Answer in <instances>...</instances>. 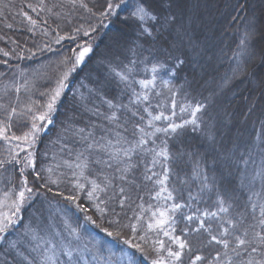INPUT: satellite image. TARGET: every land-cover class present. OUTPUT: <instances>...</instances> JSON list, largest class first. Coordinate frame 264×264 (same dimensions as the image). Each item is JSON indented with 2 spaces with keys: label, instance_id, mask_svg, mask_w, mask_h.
<instances>
[{
  "label": "trees",
  "instance_id": "16d2710c",
  "mask_svg": "<svg viewBox=\"0 0 264 264\" xmlns=\"http://www.w3.org/2000/svg\"><path fill=\"white\" fill-rule=\"evenodd\" d=\"M140 2L0 0V129L9 138L0 139V216L13 221L0 243V264H168L167 249L176 245L160 228L148 227L161 211L171 218L164 230L193 249L176 264H188L195 254L207 258L198 264H213L218 252L219 264H239L231 251L234 237L245 231L246 239L264 235L258 222L264 182L257 175L264 169V0H144L157 20L142 23L134 18ZM110 3L117 7L106 15ZM85 47L91 52L69 72ZM153 65L159 67L155 86L142 88L138 82L152 80ZM65 72L52 123L36 120L41 131L26 143L33 117L45 111ZM117 72H130L129 83ZM133 90L148 100L135 103ZM197 104L203 106L199 126L189 123L178 137L167 138L175 157L167 181L174 199L166 192L157 196L162 169L152 165L149 149L159 150L165 137H145L149 142L128 160L123 153L139 138L133 125L154 132L145 108L171 117L154 121L156 127L183 124ZM13 108L17 115L9 120ZM128 109L139 110L144 120L130 118ZM113 112L119 121L107 119ZM148 168L157 176L148 179ZM92 181L99 189L93 191ZM20 191L25 201L15 211ZM219 194L231 205L226 213L218 210ZM174 203L183 207L171 211ZM196 217L227 240L228 249L212 242L208 231H194ZM251 255L258 259L259 251Z\"/></svg>",
  "mask_w": 264,
  "mask_h": 264
},
{
  "label": "snow or ice",
  "instance_id": "6c2138e0",
  "mask_svg": "<svg viewBox=\"0 0 264 264\" xmlns=\"http://www.w3.org/2000/svg\"><path fill=\"white\" fill-rule=\"evenodd\" d=\"M117 7V5L114 4H108L107 5V13H105L106 15L112 14L113 9ZM134 18L139 21V22H145L147 20H157V15L154 13V11L148 7V5L146 3H144V0H141L140 4H138L136 6L135 9V13H134ZM151 33H149L150 35ZM253 34L249 33L246 35L245 39H248L249 37H252ZM243 43V41H242ZM91 52V49L88 47L83 48L78 55L75 56V60H74V64L73 66L70 68L69 72L71 71H75V65H80L84 62L85 57ZM181 64L183 63V61H179ZM151 71L153 73V78L150 81H146V80H140L138 83L140 84V86L142 88L147 89L150 85L151 86H155V74L159 71V67L157 65H153L151 68ZM69 72H65L63 77L57 81V85L55 90L51 93L47 104H46V109L45 111L40 114L39 116H34L33 117V122H32V132L26 134L23 139L25 140L26 143L32 142L34 143L35 141V136L41 131V128L37 125V123L35 122L36 120H39L41 123H52L51 118H50V114L54 112L55 110V105L58 101V99L60 98L64 88L66 87V81L68 79L69 76ZM130 72L125 74L122 72H117L116 75L119 76V78L124 81L125 83H129V76H130ZM164 84L167 86L168 81H164ZM18 91V89H17ZM133 94L137 96V99L135 101V103L139 104L141 99L144 101L148 100V95L144 94L143 96H140V94H136L135 91L133 90ZM108 105L110 108H115L116 105L112 104L111 101L108 102ZM2 107V106H0ZM176 105L175 102H172V108L175 109ZM182 111L186 110V109H181ZM203 110V106L202 105H195L192 108L191 111V116L192 119L190 121H184L183 124H178L175 122H169L166 126L164 127H156L154 125V121H161L163 120H167V121H171V117L170 116H165L163 112H160L159 115H153V113L151 111H148L147 108L144 109L145 112H147L148 116L151 117V120L148 121V127L149 128H154V132L149 133L145 130L144 127H141L139 124H134L133 125V136H136L137 133H139V138L135 141L134 146L133 147H128L125 151H124V156L128 159L131 160L132 155L134 153H136L137 149H142L143 146L145 144H147L149 141L147 139H145V137H149L151 138L152 136H155L156 133H162L163 136L165 137V139L161 140V146L159 147V150H157V148L153 147L151 149H149V151H151L153 153V158H152V165L155 166L157 163L160 164L162 172L160 173V176H162V178H158L156 180V183L161 185L160 190L157 192V196H159L162 192H166L167 193V199L172 200L174 199L173 197V193L172 191H169L168 186H167V181L169 179V173L171 172V168L169 167V163L171 161H173L175 159V157H173V155L169 152L168 149V139L170 137H178L182 130L184 129L185 125L187 124H191L193 126V128L195 129V127H198V120H197V113H200ZM29 111H31L29 109ZM128 111L130 112V118H138L139 121H143L144 120V116L142 114H140L139 110L133 111L132 109H128ZM175 113L173 112V115ZM17 112L16 109L13 108L10 110L9 114H8V119L11 120L12 117L16 116ZM107 119L116 122L119 121L120 117H118L116 115L115 112H113L109 117H107ZM7 129H0V139H4V140H8L9 138L7 137V135H5ZM31 137V140L29 139ZM13 139H20L19 137H12ZM152 143L155 144V140H152ZM119 155V154H116ZM111 158V157H110ZM0 163H3V161H0ZM30 164L34 163L33 161H29ZM97 163H100V161H97ZM245 164L247 163V161L244 162ZM110 166V165H109ZM147 171L149 173H151L150 176H148V179H151L152 176H157V173L152 171L151 168H148ZM201 175L203 177V180L207 181L208 180V176L205 172H203V170H201ZM257 175H259L261 177L262 182H264V169L261 170L260 173H257ZM123 178V177H122ZM92 186H93V191L99 189V185H97L95 183V181H92ZM25 186L27 185V180L24 181ZM77 187H83L82 185H77ZM26 191L31 193L32 189L31 188H27L26 187ZM120 193H124V188L120 189ZM92 192H89L88 195L92 196ZM68 200H75L74 196H67L65 197ZM25 201V191H20L19 192V199L18 201L14 202V210L15 211H19V207L24 203ZM217 204L219 206L218 210L220 212H227L228 208L231 207V205L229 204L228 206H225L227 204L226 199L224 198L223 194H219L217 197ZM121 206H123L121 204ZM77 207H79V205H77ZM181 207H183V205H181L180 203H174L171 206V211H176L178 209H180ZM251 211L254 213L256 211V205H252L251 206ZM154 216H156V213H153ZM204 217H216L217 213L216 212H204L203 213ZM88 220H90L92 223H95V221H92L91 217H87ZM170 217L167 215V212L165 211H161L159 212V216L156 219L155 224H149L148 227L151 229L153 227L156 228H160L161 231H164V235L165 236H169L170 240H172V242L176 245L177 250L173 251L172 249H167L168 252V256L171 258L170 262H168V264H176V262L181 261L182 257L185 254V250H187L188 253H192L193 249L192 247L189 245V243L184 240L181 239L178 236L175 235H171V232L168 230H164L163 225L168 224L170 221ZM187 219L189 221L193 220V216L189 215L187 216ZM197 220H199V226L194 230L196 232H200L201 229H204L205 231L209 232V235L211 236V241L215 242L216 244H222L223 247L225 249H228L229 247V242L227 240H223V239H218L217 236L212 235L209 229L205 228L204 225V220H201L200 217H196ZM12 218L11 216L8 217H3L0 216V243H2L5 240V236L3 235L7 228L9 227V225L12 223ZM258 222L260 225L264 226V204L259 206V217H258ZM226 223L231 224L233 227H235V224L233 223L232 220H227ZM221 227H223V224L221 225ZM253 228H255V225H253ZM135 230V229H134ZM172 232H174V229H171ZM109 236H112L113 233L108 232L107 233ZM228 229L227 228H223V231L220 233V235L222 237H226L228 236ZM246 237H248V232L245 231L243 233V237L236 235L234 237L236 246L233 247L231 249V251L235 254L236 257L240 258L239 260V264H264V235L260 234V233H255V236L252 239H246ZM124 243H129V241L125 240ZM161 247L163 248V242L161 241ZM259 251V258L257 259L255 256H252L251 253H256ZM244 254H248L249 258L245 261L243 259V255ZM66 255L68 256V260L71 261L72 260V253L68 252L66 253ZM223 255L225 257L228 256V252H224ZM206 257L199 255V254H195V255H190L189 256V262L188 264H198V262H203L206 261ZM221 261V254L218 252L214 257H213V264H219V262ZM53 264H55V261H53ZM152 264H166V262L162 259H155L153 260ZM224 264H235V261L233 259H228L224 262Z\"/></svg>",
  "mask_w": 264,
  "mask_h": 264
}]
</instances>
